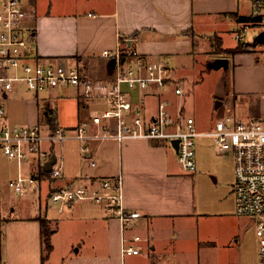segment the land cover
Returning <instances> with one entry per match:
<instances>
[{"label":"crops","instance_id":"0c3cea01","mask_svg":"<svg viewBox=\"0 0 264 264\" xmlns=\"http://www.w3.org/2000/svg\"><path fill=\"white\" fill-rule=\"evenodd\" d=\"M247 1L248 10L244 11L243 0H26L35 8L32 25L35 26L38 55L75 66L87 77H112V65L102 52L114 49L122 39L129 41L142 54L164 59L173 84L165 91H134L133 100L141 101L145 116L153 118L158 101L166 99L174 121L180 117H193L199 132L206 129L198 127L193 114H184L183 103L179 101L184 92L181 84L187 75L192 76L189 69L198 67L200 59L218 52L213 40L218 37L222 44L220 31L232 26L235 32L243 25L259 28L238 19L239 15L264 13V7L255 11L253 1ZM254 54L257 51L225 54L218 58L227 61L229 66L231 57L235 98L242 93L238 89L241 84L248 85L249 89L259 86L264 89V82L255 78L262 66L254 61ZM245 74L250 79L245 80ZM174 85L181 87L182 93L176 94ZM67 87L58 86L34 93L23 85H16L6 99L17 102L16 106L10 107L18 111L16 123L39 126L44 137L58 128L71 130L85 123L87 133L92 135L97 126L90 115L103 104L80 97L75 87L74 93L68 95ZM263 93L264 90L258 95H250L257 96V105L264 104L260 98ZM214 94L219 105L226 104L225 110L232 108L231 99L224 100L223 92ZM59 100H68L64 101L67 107L63 111ZM261 116L264 115L255 114L249 118ZM109 126L110 131L115 132L114 122ZM67 134L69 136L62 141L44 139L42 142L50 159L55 157L62 165L60 177L51 179L49 175H42V160L37 155H32L24 163L23 174L34 175L40 183H46L47 193L53 185L73 186L81 181L120 174L123 178V205L127 210L138 211L140 216L129 226H124L118 218L109 217L103 205L88 201L76 202L61 210L53 204L57 214H49L48 194L43 209L41 191L36 194L38 190H32L36 196L32 192L26 195L31 206L30 203L26 205L25 211L19 207L17 214L14 206H8L3 214L4 203L2 205L0 228L3 224L4 261L1 264H180V252L168 244L178 233L168 228L165 221L199 214V189L202 194L205 190L217 189L215 200L227 197L231 208L235 209L234 178L229 189L225 184L228 182L214 176L217 168L211 163L212 157L224 153L217 151L213 140L208 141L210 136L195 138L196 169L187 173L182 170L171 141L142 137L118 140L113 135L83 141L74 138L72 131ZM56 143L60 146L56 147ZM68 143L76 144L77 148L64 150ZM83 143L89 145V152L81 151ZM221 190L229 191H224V197L219 198ZM42 224L50 234L51 249L47 257L55 252L57 236L65 241L67 253L61 254L59 262L44 261ZM74 233L84 234L85 239H73ZM134 235L140 239L132 241ZM1 239L2 236L0 244ZM125 239L128 244L139 248L138 253H122Z\"/></svg>","mask_w":264,"mask_h":264},{"label":"built area","instance_id":"2783aa9c","mask_svg":"<svg viewBox=\"0 0 264 264\" xmlns=\"http://www.w3.org/2000/svg\"><path fill=\"white\" fill-rule=\"evenodd\" d=\"M34 18L35 8L25 0H0V154L19 163L37 155L44 166L50 159V154L42 148L44 139L62 141L69 136L68 131L83 141L112 135L118 140L142 137L171 141L178 138V162L183 171L193 173L196 169L195 138L210 136L218 152L233 156L235 211L254 222L259 264H264V116L242 119L229 111L216 119L212 130L199 132L193 117H180L174 121L168 111V101L160 99L154 117L147 118L142 102L134 101L132 93H148L153 89L165 91L173 84L164 59L142 54L129 41L122 39L114 49L102 52L112 65V77L93 79L83 75L75 66L38 55L36 31L32 25ZM257 26L264 30V19ZM235 37L244 41V33L237 32ZM16 85H23L34 93L58 86L75 87L80 97L103 104L90 115L97 126L96 131L88 134L87 126L82 123L71 130L58 128L44 137L39 126L7 123L3 99ZM173 87L176 94L182 93L181 87ZM260 98L264 102V93ZM110 122L116 127L113 133ZM81 151L89 152V145L83 143ZM61 171L62 165L55 161L49 171L50 178L60 177ZM7 187L22 195L27 190H39L40 180L34 175L19 174L7 181ZM47 194L59 210L80 201L103 205L108 216L118 218L124 226H129L140 216L138 211L127 210L123 205V178L120 174L81 181L73 186L53 185ZM2 199L0 188V212ZM139 239L134 235L131 240ZM121 251L135 254L139 248L128 244L125 239Z\"/></svg>","mask_w":264,"mask_h":264},{"label":"rangeland","instance_id":"374dc122","mask_svg":"<svg viewBox=\"0 0 264 264\" xmlns=\"http://www.w3.org/2000/svg\"><path fill=\"white\" fill-rule=\"evenodd\" d=\"M26 1V0H25ZM29 1V0H27ZM48 1V0H45ZM55 1V0H54ZM242 9L248 10V1L243 0ZM230 29L220 31L223 47H231L237 43V38L234 36L238 31L244 33V39L252 41L254 37L261 31L256 26L240 27L238 31L229 27ZM260 48V46H259ZM227 56L231 55L224 52ZM224 54V55H225ZM222 53L216 52L210 54L207 59H200L198 67L189 69L192 76L187 75L188 78L182 82L183 94L179 96V101L183 103L184 114H193L196 119L198 127L201 129L212 130L217 118L222 117L226 112L231 111L233 114L239 116L242 119H248L249 117L260 114L264 115V104L259 103L257 105V96L264 89L259 87H253L249 89L248 85L241 84L238 89L241 94L236 93L234 97L232 84V60L230 57V64L227 67L213 65L214 61L222 56ZM223 55V56H224ZM254 61L262 66V69L256 73L255 78L258 81L264 82V54H254ZM213 65V66H212ZM252 76V75H251ZM245 80L250 79L245 74ZM75 88L73 86L67 87L68 95L73 94ZM223 92L224 100L231 99L230 109L225 110L226 104L216 105L219 101L215 96V92ZM7 98H4L5 101ZM66 99V97L64 98ZM223 100V101H224ZM67 102L66 100H64ZM64 101L59 100L58 104H61V110L63 111L67 104ZM6 122L9 124H21L16 123L18 111L16 109L11 110L10 107L16 106V101L6 100ZM96 105H94L95 107ZM93 107V106H92ZM8 116V117H7ZM208 141H212L213 138L208 137ZM196 141V140H195ZM199 142V138L197 139ZM56 147L60 146V143L55 144ZM76 149V144H66L64 150ZM195 159H196V142H195ZM214 149V148H213ZM207 161L209 157L206 158ZM198 160V157H197ZM212 165L217 168V175L214 174L219 180L226 181V186L230 189L231 181L234 178V160L230 153H224L220 156L212 157ZM26 164L19 163L17 160L8 159L2 153L0 154V188L2 190V201L4 203V210L8 206H14L16 213L18 214L19 207L22 211H25V206L29 205V200L26 199V195L30 192L36 196L31 190H27L24 194H15L7 187V181L16 178L19 174L24 173ZM25 175V174H23ZM48 185V183H47ZM41 191L40 204L44 209L47 202L46 183H40ZM199 196L197 197V206L199 211L197 215H191L181 218H170L165 221V225L171 230L178 233L176 238H171L168 242L169 245L175 247L180 252V264H259L258 255V238L255 233V224L247 216L239 215L230 204L229 198H222L220 201H216L215 197L218 195L217 189H209L201 193L199 189ZM222 194L219 198L224 197V191L228 193L229 190H221ZM35 198V197H34ZM30 199V198H29ZM27 200V201H26ZM52 202H49V214H57L55 206ZM31 206V203H30ZM1 213V214H2ZM58 220V219H57ZM4 221V220H3ZM1 244L0 251L2 254L0 264L4 261V226L1 224ZM73 239H85L84 234L74 233ZM61 236H57L56 249L50 258L47 255L50 253L45 248L44 244V261L59 262L61 254H65V241ZM63 249V251H61ZM84 249V248H83ZM82 249V250H83ZM65 251V252H64ZM49 259V260H48Z\"/></svg>","mask_w":264,"mask_h":264},{"label":"trees","instance_id":"16d2710c","mask_svg":"<svg viewBox=\"0 0 264 264\" xmlns=\"http://www.w3.org/2000/svg\"><path fill=\"white\" fill-rule=\"evenodd\" d=\"M252 1L255 7V11H261L263 7L261 5L264 4V0H252ZM238 19L241 22L250 23L252 25H257L261 23L262 20L264 19V13H253L251 15H239ZM213 41H214L215 50L218 52H222V53L226 52L229 54H234L238 52H256V51L263 52L264 51V46H263L264 44L254 45L252 41L238 42L235 46L230 47V48H223L221 44V40L218 37H215ZM51 125L53 128L55 127L53 123ZM40 171H41V174L44 176L49 175V171L45 170V166H42ZM42 234H43L45 248L49 251L51 249L50 234L48 233V230L46 229L44 224H42Z\"/></svg>","mask_w":264,"mask_h":264},{"label":"water","instance_id":"95a60500","mask_svg":"<svg viewBox=\"0 0 264 264\" xmlns=\"http://www.w3.org/2000/svg\"><path fill=\"white\" fill-rule=\"evenodd\" d=\"M252 43L254 45L256 44H264V30H261L255 37L254 39L252 40ZM214 66L215 67H219V66H224L226 67L228 65V62L225 61V60H222V59H218L216 61H214ZM220 104V101H217V106ZM178 142H179V139L178 138H173L171 140V144L173 146V148L175 149V151L177 152V149H178ZM56 159L55 157H52L51 159H49L48 161H46L45 163V170L46 171H50L51 168H52V165L55 163Z\"/></svg>","mask_w":264,"mask_h":264}]
</instances>
